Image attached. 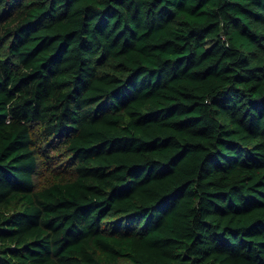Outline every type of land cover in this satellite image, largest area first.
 <instances>
[{
  "label": "trees",
  "instance_id": "1",
  "mask_svg": "<svg viewBox=\"0 0 264 264\" xmlns=\"http://www.w3.org/2000/svg\"><path fill=\"white\" fill-rule=\"evenodd\" d=\"M0 264H264V0H0Z\"/></svg>",
  "mask_w": 264,
  "mask_h": 264
},
{
  "label": "rangeland",
  "instance_id": "2",
  "mask_svg": "<svg viewBox=\"0 0 264 264\" xmlns=\"http://www.w3.org/2000/svg\"><path fill=\"white\" fill-rule=\"evenodd\" d=\"M52 161H55V162H61V160L59 161V156L56 154L53 156V160ZM46 176H44L45 178Z\"/></svg>",
  "mask_w": 264,
  "mask_h": 264
}]
</instances>
